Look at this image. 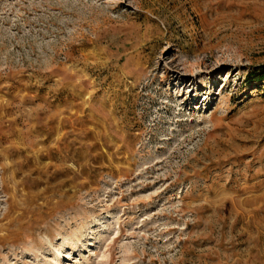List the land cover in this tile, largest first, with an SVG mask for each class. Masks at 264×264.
<instances>
[{
    "label": "rangeland",
    "instance_id": "374dc122",
    "mask_svg": "<svg viewBox=\"0 0 264 264\" xmlns=\"http://www.w3.org/2000/svg\"><path fill=\"white\" fill-rule=\"evenodd\" d=\"M0 264H264V0H0Z\"/></svg>",
    "mask_w": 264,
    "mask_h": 264
}]
</instances>
